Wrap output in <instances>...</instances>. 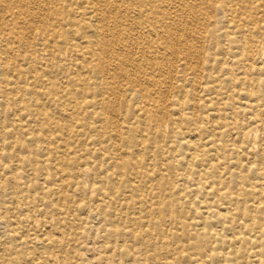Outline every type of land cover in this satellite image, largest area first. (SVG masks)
Wrapping results in <instances>:
<instances>
[{
    "label": "rangeland",
    "instance_id": "obj_1",
    "mask_svg": "<svg viewBox=\"0 0 264 264\" xmlns=\"http://www.w3.org/2000/svg\"><path fill=\"white\" fill-rule=\"evenodd\" d=\"M99 1L0 0V37L10 35L11 39L8 44L0 42V94L10 93V89L16 90L9 96L16 102L15 107L8 109L9 122L6 127L0 125V154L11 157L9 161L5 160V163L3 159L0 161V190L6 187L8 166L13 169L22 168L30 174L35 171L38 161L48 157L52 159V156L47 155L40 159L28 148L32 137L40 134L50 137V128L58 129L60 143L65 146L72 161L88 159L89 155L78 151L80 141L77 142L72 134L67 133L76 127L85 131L87 144L95 143L89 146L87 151L96 157L92 161L105 171L101 175L104 177L103 182L114 184L111 196L115 198L109 203V199L101 195L98 185L91 187L92 181L87 176L81 179L86 190L85 196L81 197L76 190L64 191L65 195L71 196L73 200L83 198L85 202H90L91 206L92 201L98 200L107 213L112 210L116 217L122 216L113 223L91 219L83 221L86 218V214L81 211L84 203L76 202V216H70L65 220L68 222H63L62 225L53 222L44 227L39 223L31 224V221L21 220L15 228V236L19 237V245L20 241L27 244L19 246V251L25 253V257L19 256L15 263L51 264L57 261L51 257L54 254L51 252L57 250L55 246H42L34 242L36 237L45 234L49 239L62 240L65 250L63 254L69 260L66 264H148L154 253L159 258L164 256L165 252H168V264H264V213L258 215L252 209L241 212L227 211L222 205L226 197L221 192L205 194L199 190L193 193L190 186L183 185L179 188L178 182L182 174L195 170L194 160L202 162L225 156V160L223 158L220 162L225 164V168L227 164L229 167H234L235 163L242 165L239 171L233 169L241 183L245 182L246 176L253 177L250 172L259 164V159L254 158V155L262 151L261 146L264 145V32L250 33V24L254 21L253 12L245 10V6L253 3L258 5L260 1L241 0L239 3L237 0H231L236 18L230 19L225 28L213 27L210 21L205 23L200 15L204 8L198 7L199 12L192 20L199 22L196 24L191 20L188 21L192 22L191 24L185 25L186 33L191 30V38L185 33L180 36L189 39L190 50L187 53L186 47L174 48L179 52L184 51L186 59L193 60L192 64L187 66L193 69L192 72L181 69V61L168 48H165V56L163 52H158L157 57L153 56L155 44L166 47L167 39L177 37L174 31L167 27L164 34L152 37L147 54L141 50L142 40L133 37L134 29L136 32H142L141 26L136 28L138 21H133L129 15L117 14L112 9L116 3L115 8L121 6V10L127 12V0H110L113 2L109 4L113 15L108 9L105 10L104 6H100L103 3L100 4ZM212 2V6L221 4V0ZM242 3L247 5L240 11L239 6H242ZM101 7H104V10ZM259 12L261 13L255 12L254 18H263ZM240 19L248 21L243 35L238 33L241 30L238 27ZM89 23L98 26L99 39L105 42V46L97 43L89 30L83 31L84 37L87 38L83 42L76 41V37H73L72 32ZM114 29L117 32L120 30L119 34H116ZM212 31L214 34L210 36ZM151 32L152 30L149 33L143 31V37L148 40ZM225 33L229 35L227 38L222 37ZM58 52H62V56L55 59ZM196 53L199 56V70L195 68L196 61L192 58ZM173 56L175 57L172 58ZM129 57L133 63L129 61ZM181 73L186 75L188 81H215L210 84L214 89L210 97H206L208 94L204 96V84L190 85L187 90L189 94L193 92L194 102L205 107V111H200L199 114L188 109L178 112L177 109H181L180 102L186 104L187 97H181L178 106L167 103V99H179L174 90L167 92L166 82L173 81L172 87H175L174 83L177 77H181ZM255 87L263 93L262 99L257 103L258 109L252 106L249 99H244V94L256 89ZM127 89L131 102L128 100ZM254 99L255 96L250 97V100ZM231 100L234 101L235 109L230 105ZM73 102L78 109L74 111L75 116L69 118L68 115L73 113L69 105H73ZM145 104L149 107L146 108ZM132 106L147 109L146 114L139 113L140 118L144 117L139 125L137 117L133 121L128 120L126 108ZM257 113L261 114V122L255 121ZM182 119H185L184 122H181ZM132 122L137 123L134 129L138 130L129 132L128 128ZM223 122L229 126L249 124L243 129L247 135L248 149L240 143L241 135L224 129L221 130L224 137L215 143L216 149L213 145L208 146L216 139L219 131L216 124ZM194 123L203 130L211 127V124L214 132L212 131L210 142L204 140V146L198 145L201 137L191 139L196 145L190 152L187 151L186 142L181 140V135L187 133L188 136ZM40 126L45 132L39 133ZM252 128L258 130L254 132ZM234 135L237 138H233L236 137ZM97 140L106 141L103 146L105 151L100 150L101 145L97 144ZM206 146L208 150L204 148ZM75 149L77 151H74ZM180 150L186 153L188 160L178 156ZM157 152L163 153L161 162L154 158ZM171 156L173 157L170 158ZM53 164L56 165V161ZM156 164L162 169L163 179L159 182L164 187L162 192L154 190L158 184L156 180L147 181L143 174L145 169L156 171ZM181 166L185 167L183 171ZM47 171L49 175L52 173L48 168ZM126 172L127 177L124 176ZM12 175L11 172L9 176ZM49 175H46L48 181L51 180ZM202 181L201 183L209 182V178L206 176ZM232 182H235V178ZM254 182L258 184L257 191H264V181ZM19 185L24 187L26 181L20 180ZM127 186H130L128 191ZM22 194L29 196L36 195L37 192L26 189ZM196 200L200 202V207L205 206V200L216 201L220 210L208 211L207 216L202 215L206 210L195 209L193 201ZM165 205L170 208L167 212L164 211ZM3 214L0 210V215ZM5 215L6 218L10 216ZM130 217L131 220L138 218L140 222V225L135 227L131 241L117 233H111L115 230L128 232L124 228L129 226L127 221ZM217 218L223 219V223L221 224V220L217 221ZM234 221L236 224H230ZM214 233L217 241L209 239V234ZM139 234L146 235L143 236L144 242L145 245L148 244L149 249L139 248ZM200 240L204 245L199 250L196 243ZM126 251H129L128 254ZM5 257L6 254L1 253L0 261L8 260ZM12 258L17 259L15 256Z\"/></svg>",
    "mask_w": 264,
    "mask_h": 264
},
{
    "label": "bare ground",
    "instance_id": "obj_2",
    "mask_svg": "<svg viewBox=\"0 0 264 264\" xmlns=\"http://www.w3.org/2000/svg\"><path fill=\"white\" fill-rule=\"evenodd\" d=\"M118 1H120V0H118ZM259 1H260V3L258 5L254 4V3L251 5H247L245 3H242V6H239V9H241L240 11H242V9H244L246 7L245 10L248 9V10L253 12L252 21L253 20L254 21L250 24L251 29L249 30L251 34L252 33L262 34L264 32V0H259ZM100 2L103 4H101ZM127 2L129 5L128 7L125 6L127 12L122 11L121 6H117V8H115L116 3L114 4L115 6H113V7L111 6V7L113 10H115V13L129 15L131 17L130 19H132L133 21L134 20L138 21V23L136 22V28L139 29L138 26H141L140 30H142V32H136L135 31L136 29H134L133 30V32H134L133 37L135 39H141L142 40L141 50H143L144 52H146L148 54L149 53L148 46L150 44L149 40L154 36L157 37L161 33L164 34L165 30L168 27L169 29H171L172 31H174L177 34L176 35L177 37L175 39H172V40L167 39L168 45H166V47H165V45H161V44L156 45L155 43H153V44H155V51L153 52V56H156V57L159 56L158 52L164 53V51H166L165 48L166 49L168 48L173 53V55L175 54L177 56V59L179 61H181V67H182L181 69L185 68L186 70H190L191 72L193 71V69H189L190 67L188 68L187 66L192 64L193 60L186 59V57L183 55L184 51L179 52V51L175 50L174 48L183 47L185 49V47H186L187 53L190 50L191 46L188 42L189 39L180 38V36L185 33L186 36L187 35L189 36L188 38H191V34H190L191 30H188V32L186 33L185 25H189L192 23V22L191 23H189V22L192 20V17H194V15L197 12H199L200 8H198V7L202 6L204 8L202 10V12H200V15L202 18H204L205 23H206V21H208V22L210 21V23L213 24V27L225 28V26H227L229 24L230 19L236 18L235 17L236 13L232 9V1L231 0H228V1L227 0H221V4H219L218 6H217V4L215 6H212V4H211L212 0H127ZM237 2L241 3V0H237ZM99 3L101 4L100 6L105 7V10L108 9L109 13L111 15L114 14L113 11H111L112 9L109 8V4L113 3L112 1L100 0ZM245 5H247V6H245ZM23 6H25V5H23ZM256 11L257 12L261 11V13L260 12L259 13L262 14L263 18H257V17L254 18ZM120 12H122V13H120ZM259 13H257V14H259ZM174 14H176V16H174ZM139 21H143V22H139ZM197 21L199 22V20H197ZM197 21L195 20L193 22L196 23ZM238 22H239L238 27H240L241 30L239 32L238 31L237 32L239 34L243 35L245 32L246 23L248 24V21H246V20L243 21L240 19ZM97 24H98V21H97ZM134 27H135V25H134ZM202 27H203V25H202ZM187 29H190V28H187ZM236 29H237V27H236ZM86 30H89L93 33V37L96 39L97 43L100 42L101 44H103L105 46V42L103 40L99 39L100 32L98 30V26H96L95 23H89L88 25L80 27V29L72 32V35H73V37H76V41L83 42L87 39L86 37H84V32H83ZM150 30H152V32H151L152 34L150 33L148 40H146L145 37H143V31L145 33H149ZM104 31H106V30H104ZM114 31H115V33L117 32L115 29H114ZM118 32H120V30ZM115 33H114V35L117 34V33L116 34ZM145 33H144V35H145ZM213 34L214 33L212 31L210 36H213ZM105 35H106V33H105ZM173 35H175V34H173ZM228 36L229 35L227 33H225L222 37L227 38ZM169 38H170V36H169ZM10 40H11L10 35H8V37L7 36L0 37V42L4 43V44H8ZM64 41L66 42L67 40L65 39ZM114 42H116V40ZM55 44H56V42H55ZM152 47H153V45H152ZM11 48H12V45H11ZM215 49H216V47H215ZM215 49H214V51H215ZM225 49H227V47ZM199 55H200V53H199ZM61 56H62V52H58L57 57L55 59H59ZM132 56H133V54H132ZM153 56H151V57H153ZM163 56H165V53L163 54ZM193 56H192V58L196 61V62L194 61L195 62L194 63L195 68H197V70H199L200 69L199 68L200 67L199 66V56H197V53H196V56H194V57ZM174 57L175 56H173L172 58H174ZM229 59H230V57H229ZM130 60H131V58L129 59V61ZM131 62H132V60H131ZM104 63H106V62H104ZM261 65L262 64H260L259 66L261 67ZM151 69H153V68H151ZM257 69H260V68H257ZM53 76L55 77V75H53ZM171 78H172V76H171ZM172 82L173 81L166 82L165 88H166L168 93L170 91L174 90L175 93L177 94L179 100H176V101L173 99H167L166 100L164 97V99L167 101L168 104L171 103L174 106H178L180 98L181 97H187L188 102H186V104L180 102L179 107H181V109L178 108L177 109L178 112H181L185 109H188L190 111L197 112V114H199L200 111H205V107H201L197 103L194 102L193 92L189 94L187 92V90L190 87V85L201 86L202 84H204V86H205V88L203 89L204 90V96H206L208 94L206 97H210V94L214 93V89H213V87H211L210 84H213L215 81H194V79H192V81H188V79H186V75L184 73H181V77H177V81H175V83H174L175 87H172V85H173ZM257 86H259V85H257ZM10 90H12L10 93L4 92V93L0 94V125L2 124L1 126H5V127H6V124H8V122H9V116L7 113L8 109L10 107L13 108L16 105V102L12 101V99L9 98V96L12 95L11 93H14L16 90H14V89H10ZM53 92H54V90H53ZM126 92L128 93L129 89H127ZM138 94H140V93H138ZM261 94H263V93L260 92L257 88L252 89L249 93L244 94V96H245L244 99L245 100L249 99L248 101L252 104V106L257 108V103H259V101L262 99ZM120 96H121V94H120ZM251 96H255V99L250 100ZM118 98H120V97H118ZM189 98H190V101H189ZM128 100H129V102H131L130 101L131 100L130 93H128ZM133 101H135V99ZM233 102L234 101L231 100L230 105L233 109H235ZM163 104H164V101H163ZM73 105H74V102H73ZM73 105H71V104L69 105V107L71 106L70 111L73 112L72 114L68 115L69 118H72L73 116H75L74 111L76 109H78V107L76 105H74V107H73ZM93 106H94V104L92 105V107ZM145 107L148 108L149 106H147L145 104ZM248 107L251 108V105H249ZM145 109L141 108V107H133V106L126 108L128 120L133 121L136 117L138 118V120H137L138 124L132 122L131 123L132 125L128 128L129 132H133L134 130H138V128L134 129V127L136 124L139 125L142 122V119H144V117H141V118L139 117V113L146 114ZM230 111H233V110L230 109ZM169 116L171 117V115H169ZM255 118H256L255 119L256 122H261L260 121L261 120V114L257 113L255 115ZM184 120L185 119H182L181 122H184ZM116 121H117V119H116ZM253 123H255V122H253ZM172 124H173V122H172ZM216 125H217L219 131L217 130L218 133L216 134V137H215L216 139H214L211 142H210V139H211V137H213L212 131L214 132V129H212L213 127L211 124H210L211 127H209L211 130H209V128L207 130H203L195 123H194V126L191 125L190 130H189V135L187 136V133H186V135L185 134L181 135V137H182L181 140L186 142L187 151L191 152V149H193L194 146L196 145L195 143L191 142V139H195V137H197V138L201 137V138H199L198 145L200 144V145L204 146V142H205L204 140H207L210 142L208 146L211 147L213 145L214 147L215 146L217 147V144H215V143L217 141H220L224 137V134H221L222 133L221 130H223V129L225 131H231V132L233 130L237 135H241L239 138L240 143L242 145L246 146L245 148L248 149L249 144L247 142V137H246L247 135H246L245 130H243V129L244 128L246 129V127H248L249 124L246 126L245 125L243 126L241 124L239 126H235V125L231 124V126H229L226 122H223V123H217ZM50 129H51V131H50L51 136L50 137H48V138L44 137L42 134L35 136V137H32L29 141L30 146L28 148H29V150H31V152L34 155H37L40 159L43 158V155L52 156V159H50V157H48V158L43 159L41 162L38 161L36 163L35 171H33L30 174L27 173L26 171H24L22 168H19V167L13 169L11 166H8L6 169V173L8 176L6 187H4L3 189L0 190V210L2 211V213H4L3 215H0V254L1 253L6 254L5 258H7L8 260L2 259L0 261V264H19V263H15L16 261H18L19 256L25 257V253H23L22 251H19V246L20 245H26L27 242L22 243L20 241V245H19V237L15 236V228L17 226H19V221H21V220H23L25 222L31 221V224L39 223L44 227L50 225L53 222L57 225H62L63 222H68L65 220L67 218H69L70 216H73V217L76 216V212L78 209L76 202L77 203L78 202L84 203V204L82 203L83 206L81 208V211L83 212V214H86V218L83 219V221L91 219L93 221L101 220L104 223H113L114 221H116L117 219H120L122 217L121 215L119 216V218L116 217L115 213L112 210L110 211V213H107L104 210V208H102L103 204L99 203L98 200L92 201L93 205L91 206V203L88 201L85 202L83 198H81V199L78 198V200H76V199L73 200L71 196L65 195L64 191H66V192L72 191L73 192L74 190H76V191H78L79 195H81V197L85 196L86 190L84 188V184L81 182V179L86 178V176H87L92 181L91 187H93L94 185H98V188H99L98 190L100 191L101 195H104V197L109 199V203H110L115 198V197L112 198V196H111L114 184L109 183L108 181L103 182L104 177L101 175L104 174L105 171L102 169V167H98L92 161L96 157L92 156V153H89L87 151L88 147L89 146L91 147L95 143H91L90 145L87 144V140L85 139L86 133L83 129H78L76 127L75 128L73 127L72 130H70V131L67 130L68 131L67 133L72 134V137L75 138L77 140V142L80 141L79 147H77L78 151L83 152L85 155L90 156L88 159H85L83 161H79L76 159H75V161H72V158H70L68 153L66 152L65 146H62L60 143L61 137H58V134H59L58 133L59 131H57L58 129H56V128H50ZM38 130H39V133L45 132V129L42 126L38 127ZM257 130H258L257 128L256 129L252 128V131H254V132ZM259 132H261V131H259ZM18 135H19V130H18ZM205 135H207V136H205ZM234 136H236V135H234ZM0 137H1V134H0ZM7 138H9V136ZM233 138H237V136L233 137ZM105 140H102L101 142H98V140H97V144L99 143V145H101L99 147L100 150L101 149H103V151L106 150L103 147L104 144L106 143ZM260 142H262V141H260ZM0 146H2L1 143H0ZM208 146H206L204 148L207 149ZM210 147H209V149H210ZM216 147H215V149H216ZM261 147H262L261 148L262 151L260 150L258 153H256L254 155V158L259 159V164L255 167L254 171L250 172V175L252 174L254 177V178L253 177H251V178H253L254 181H259V182L264 181V145H262ZM200 148H202V147H200ZM74 151H77V150L75 149ZM207 152H209V151H207ZM72 153H74V152L72 151ZM210 153L211 152H209V154ZM201 154H202V156H204L203 153H201ZM139 155H140V153H139ZM162 156H163L162 152H157L154 158L156 159V161L161 162L160 159ZM178 156L182 157L183 159L188 160L186 153L182 152L181 150H180V155H178ZM172 157L173 156H171L170 158H172ZM170 158H169V160H170ZM223 158L225 160V156L219 157L216 160L215 159H207V160H204L202 162L199 160H194L193 166H194L195 170H192L190 173L185 172L184 174H182L181 178H179V180H178V182L180 183L179 188H182L183 185L190 186L193 193H197L199 190L200 191L202 190L203 193H205V194H210L209 192H213V191L215 192V194H218L221 192L226 197L225 202L222 203V205L225 206L224 209H226L227 211L241 212L242 210L245 211L246 209H252V211L253 210L256 211L255 213L258 215H261V213H264V191H257L256 190V189H258V184H256V182H254L250 178V176H246V179H245L246 183L245 182L241 183L240 178L237 177L235 171H239L241 169L242 165L236 164V163L234 164V162H233L234 167H229V165L227 164V168H225L224 167L225 164L223 165L220 163L223 160ZM1 159H3V162L5 160L9 161L11 159V157H9V155L0 154V161H1ZM176 159H177V157H176ZM55 161H56V165L53 164V162L55 163ZM213 161H217L218 163L212 164ZM156 166H158V165L156 164ZM47 168L52 171V173H50V175L47 174V172H49V171H47ZM184 168H185L184 166H181L182 171ZM11 172L13 175L9 176V174ZM127 172L124 173V176H126V177H127ZM161 172H162V169L160 166L157 167L156 171L146 170V169L143 171V174H145L147 181L152 182V180H156V182H158V184H156V186L154 187V190L159 191V192H162L164 190V187L161 184H159V182L163 179V176H162L163 174ZM247 172H249V170ZM46 175L50 176V179H51L50 181H48L46 179ZM202 176H204V177H202ZM206 176H207V178H209V182L201 183V182H203L202 180ZM233 178H235V182H232ZM20 180L26 181V185L24 187H21L19 185ZM5 188H6V190H5ZM26 189H30L33 193L37 192V194L36 195H29V196L26 194L25 195L22 194V192L25 191ZM116 189H118V187H116ZM126 189L128 191V189H130V186H127ZM7 190H8V192H7ZM151 190H153V189L151 188ZM89 191L91 192V190H89ZM118 192H119V189H118ZM135 192L137 194V191H135ZM19 194H20V196H19ZM239 198H240V200H239ZM96 202H97V204H96ZM193 202H195L194 203L195 209L200 210V208H202V209L206 210L205 213L203 212V214H202L205 216H207L209 214L208 211L220 210L219 205L217 204L216 201L210 202V201L205 200V206L204 207L199 206L200 202L198 200L193 201ZM164 208H165L164 211H166V212L168 210H170L169 206H167V205H165ZM19 212H20V216H21L20 218H19ZM5 214H9L10 215L9 218H6ZM218 214H219V212H218ZM220 220H221V224H222L223 219L217 218V221L220 222ZM262 221L264 222V219ZM230 224L233 225V224H236V222L235 221H234V223L230 222ZM127 225H129V226H126L124 229L128 232L125 233V232H121V230H119V231L115 230L111 233H117L118 235H121L124 238H127V239H129V241H131L134 237V234H135V227L140 225L139 219L135 218L134 220H131V217H130V219H128V221H127ZM216 227H218V226L216 225ZM160 235H161V233H160ZM209 235H208L209 239L211 238V239L215 240V238H214L216 236L215 233L212 235L211 234H209ZM143 236H146V235L145 234L140 235L141 242L139 241V248L141 250H146V249H149V247H148V244L145 245V242H144L145 238ZM259 239H260V237H259ZM215 241H217V240H215ZM34 242H35V244H39L42 246H44L46 244H50L52 247H54V246L56 247L57 250H53V252H51V253H54V254H52L51 257H54V259H56L57 261H55L51 264H59V263L66 264L69 261V260H67V256H65V254H63L65 252V250L62 247V240L61 239H59V238L49 239V237L47 235L42 234V235H39V237H36L34 239ZM203 245H204V242L202 240H200L196 243V246L198 247L199 250L203 247ZM126 252H127L126 254H128L129 251H126ZM153 255L154 256L151 257V260L148 264H161L162 260H164L162 264H168V262H167L168 252H165L163 254L164 256L159 257V258L155 256V253ZM199 255H201V251H199ZM14 256L17 257V259L14 260V258H12ZM22 264H26V263L22 262ZM139 264H143V263H139Z\"/></svg>",
    "mask_w": 264,
    "mask_h": 264
}]
</instances>
